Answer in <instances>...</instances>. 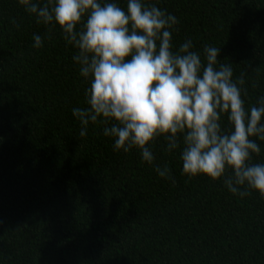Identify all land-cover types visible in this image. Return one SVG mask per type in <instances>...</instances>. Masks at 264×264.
<instances>
[{
	"label": "trees",
	"instance_id": "1",
	"mask_svg": "<svg viewBox=\"0 0 264 264\" xmlns=\"http://www.w3.org/2000/svg\"><path fill=\"white\" fill-rule=\"evenodd\" d=\"M114 2L126 9V0ZM150 2L179 20L176 48L191 39L203 58L205 46L221 47L219 63L244 79L245 108L257 105L264 0ZM77 53L59 25L38 24L18 0H0V264H264L259 192L241 198L225 177H189L181 150L165 151L162 135L146 145L151 165L138 148L114 149L103 135L112 122L90 123L80 136L72 110L88 107L91 78L80 75ZM221 123L231 130L227 114ZM256 142L252 162L264 163V141ZM165 165L171 179L155 171Z\"/></svg>",
	"mask_w": 264,
	"mask_h": 264
},
{
	"label": "clouds",
	"instance_id": "2",
	"mask_svg": "<svg viewBox=\"0 0 264 264\" xmlns=\"http://www.w3.org/2000/svg\"><path fill=\"white\" fill-rule=\"evenodd\" d=\"M18 3L38 24L59 25L67 43L78 49L73 61L82 77L91 78L88 107L72 110L80 136L90 123L112 122L103 135L114 139V149L138 148L151 165L156 158L146 145L162 135L165 151L181 150L189 177H225L234 195L264 196V163L252 162L261 152L256 140L264 141V96L245 108L244 79L233 80L232 67L219 63L221 47L205 46L203 58L191 39L176 48L172 34L179 20L150 0H126V9L114 0ZM33 39L34 48L43 46L40 35ZM224 114L230 131L222 127ZM155 171L171 179L167 165Z\"/></svg>",
	"mask_w": 264,
	"mask_h": 264
}]
</instances>
